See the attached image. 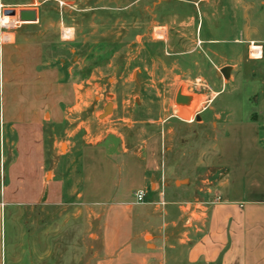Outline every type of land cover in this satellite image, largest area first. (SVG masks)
<instances>
[{"label":"rangeland","instance_id":"obj_1","mask_svg":"<svg viewBox=\"0 0 264 264\" xmlns=\"http://www.w3.org/2000/svg\"><path fill=\"white\" fill-rule=\"evenodd\" d=\"M0 4V17H14L19 25L25 22L2 12H17L24 5L37 9L39 24L19 29L23 37L42 43L35 73L44 83L36 89V98L46 101L51 83L60 91L57 146L51 154L44 153L40 185L49 181L52 170L53 180L64 183L73 197L80 188V149L95 147L89 156L101 150L121 170L127 165L153 175L151 190L145 191L152 196L150 208L158 205L160 217L150 231L168 244H188L202 227L213 202L212 184L222 172L218 139L225 138L224 147L232 154L236 146L250 144L246 139L256 132L264 137V0H0ZM254 45L260 46L261 54ZM224 66L232 67L227 79L216 75ZM46 68L56 69L58 79L46 78ZM10 89L0 85V112L3 106L35 102ZM178 90L197 99L196 108L188 111L180 107L187 105L176 104ZM107 103L112 110L103 115ZM246 118L256 119L255 124L250 126ZM230 121L231 133L224 136ZM1 126L0 122V197L16 155L15 143L10 137L4 140ZM21 162L14 167L15 176L22 175L32 186L36 165L33 159L29 165ZM158 196L163 199L158 201ZM164 204L171 211L166 218ZM90 208L69 203L6 205L1 218L2 259L15 243L18 223L10 220L13 216L21 217L31 234L49 233L52 261L58 259L53 251L61 249L71 252L65 263L90 264L102 213L100 207ZM23 240L26 243L27 236Z\"/></svg>","mask_w":264,"mask_h":264},{"label":"crops","instance_id":"obj_2","mask_svg":"<svg viewBox=\"0 0 264 264\" xmlns=\"http://www.w3.org/2000/svg\"><path fill=\"white\" fill-rule=\"evenodd\" d=\"M20 7L34 10L36 21L21 25L14 21L13 25L5 27L8 28L6 31L0 26V85L3 87L5 83L11 91L16 88L18 93H26L35 102L31 105L20 102L19 106L10 108L3 106L0 112L4 140L10 137L16 151L0 197V264H68L65 262L71 252L61 249L53 251V254H58V259L52 261L49 233L31 234L24 229L22 218L13 216H9L10 220L18 223L15 243L7 248L5 260L2 259L1 218L4 207L32 205L36 202L45 206L69 203L91 206L89 210L94 207L102 209L99 232L95 234L97 247L92 248L90 264H264V137H260L257 132L246 139L250 144L241 146L242 149L236 146L232 154L224 147L225 138L218 139V161L222 172L212 184L211 197L213 200L218 197V200L208 207L201 229L184 245L168 244L167 239L150 231V225L159 223L160 217L157 214L158 205L150 208L152 196L145 191L146 188L151 190L153 175H148L144 168L127 165L121 170L101 150L95 153L97 155L89 156V152L97 150L95 147L80 149V188L74 191L73 197L67 195L64 183L53 180L52 170H49V181L40 185V170L46 164L44 153L51 154L57 146L54 132L60 124V91L56 84L51 83L46 101L36 98V89L44 83L43 77L35 73V66L40 63L42 43L23 37L19 29L38 25V11L31 5ZM254 46L259 47L261 54L260 46ZM224 67H229V72H232V67ZM55 70L46 68L44 76H52L57 80L58 73ZM219 70L216 71L217 76L220 75ZM180 95L188 100L176 104L188 105L190 98ZM42 109L45 111L42 112ZM247 119L250 126L255 124L256 119ZM233 125L230 121L224 136H229ZM30 159L36 165L32 186L28 180H24L25 177L15 176L14 173L18 161L22 160L23 166L25 163L29 165ZM37 190L39 192L36 194ZM136 190L145 192L144 203H133L132 192ZM13 191L16 192L14 196ZM156 199L159 201L163 198L158 196ZM166 205L161 208L164 218L171 213L170 207ZM146 235H149V240H145Z\"/></svg>","mask_w":264,"mask_h":264},{"label":"water","instance_id":"obj_3","mask_svg":"<svg viewBox=\"0 0 264 264\" xmlns=\"http://www.w3.org/2000/svg\"><path fill=\"white\" fill-rule=\"evenodd\" d=\"M2 15H8V16H14L15 12L14 10H5L2 12ZM17 21L20 22H35L36 17H35V11L31 9H20L17 11ZM229 72V67H223L221 68L218 73L223 77L227 78ZM187 98L183 97L180 95L179 91L175 95V103H186ZM103 110V115H106V113L110 112V104L107 103L105 106L102 108Z\"/></svg>","mask_w":264,"mask_h":264},{"label":"bare ground","instance_id":"obj_4","mask_svg":"<svg viewBox=\"0 0 264 264\" xmlns=\"http://www.w3.org/2000/svg\"><path fill=\"white\" fill-rule=\"evenodd\" d=\"M15 15H16V13H15ZM14 20H15L14 17L8 18L5 16H1L0 17V24L3 27H7V26H9V24H13ZM196 105H197V99L191 98L187 106H180V107H182L188 111H191L194 108H196Z\"/></svg>","mask_w":264,"mask_h":264},{"label":"built area","instance_id":"obj_5","mask_svg":"<svg viewBox=\"0 0 264 264\" xmlns=\"http://www.w3.org/2000/svg\"><path fill=\"white\" fill-rule=\"evenodd\" d=\"M132 198L134 204H142L144 203L145 199V192L143 190H136L132 192ZM218 197H215L213 201H217Z\"/></svg>","mask_w":264,"mask_h":264}]
</instances>
